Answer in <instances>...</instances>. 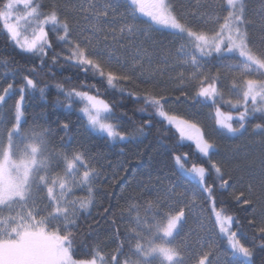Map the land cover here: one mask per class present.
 Masks as SVG:
<instances>
[{
	"label": "snow or ice",
	"instance_id": "obj_1",
	"mask_svg": "<svg viewBox=\"0 0 264 264\" xmlns=\"http://www.w3.org/2000/svg\"><path fill=\"white\" fill-rule=\"evenodd\" d=\"M250 2L0 0V20L9 39L39 61L26 68L29 74L21 72L16 83L17 68L4 58L13 79L0 89V105L17 93L18 99L10 127L0 121V264H244L228 260L241 256L255 264L256 250H264V0L252 9ZM162 29L171 30V39L162 38ZM29 30L30 36L22 38ZM45 66L53 76V66L83 75L77 84L70 83L71 76L54 84V106L77 108L79 102L86 117L83 127L105 134L106 144L142 143L159 117L158 123L174 126L177 145L193 142L205 162L169 149L161 137L164 162L173 171L153 175L150 165L134 177L136 191L124 197L118 213H111L110 234L85 241L81 220L92 221L89 233L98 223L92 209L102 204L99 192L111 161L102 163V154L82 140L73 146L77 136L70 120L58 121L57 131L35 121L24 126L27 97L35 92L46 96L48 85L36 78ZM116 88L120 102L129 97L142 101L136 110L148 118L125 126L127 113L121 109L117 114L118 101L101 98ZM225 94L235 99L225 100ZM170 100L194 109L210 100L214 135L194 119L171 114L166 108ZM218 101L235 111L223 113ZM235 140L241 143H225ZM126 165L115 166L108 187L127 171ZM189 176L198 180L202 192L184 184ZM225 189H231L228 195L238 205L251 209L246 217L253 229L251 244L240 238L245 223L219 199ZM77 191L85 195L77 196ZM193 208L201 223L194 242L191 229L185 231ZM109 212L104 207L96 215ZM221 235L228 246L224 250L218 243ZM108 242L115 246L105 250Z\"/></svg>",
	"mask_w": 264,
	"mask_h": 264
},
{
	"label": "trees",
	"instance_id": "obj_2",
	"mask_svg": "<svg viewBox=\"0 0 264 264\" xmlns=\"http://www.w3.org/2000/svg\"><path fill=\"white\" fill-rule=\"evenodd\" d=\"M190 2L194 5V0H190ZM259 0H251L250 9L257 7ZM226 14V13H223ZM141 19H147L141 17ZM223 23V21H220ZM171 30L162 29L161 35L164 40L171 39L169 32ZM259 33H257V36ZM49 39L53 41L54 44H58L56 41V34L49 32ZM59 50V49H57ZM51 55V50L49 52ZM9 57L12 60V67L17 68L16 74V83H20V73L29 74L26 71L27 67H31L33 63H38V58L33 57L31 53L24 52L19 49L8 37L7 31L3 28V21L0 20V89L3 86H6L8 82L12 81V75L7 71V68L4 64V58ZM215 63V62H214ZM215 71V68H213ZM51 72L55 73V76L49 74V69L45 66L42 69L38 70V78L43 84H47L48 87L46 89V96L41 97L38 92L32 93L27 97L25 103V113L27 123L24 125L25 127L30 126L34 121L38 124L44 126H51L54 131L56 129V123L61 120H70L72 122V132L77 136V139H72L71 143L73 146L79 141L82 140L87 146L91 149L93 153H101L103 156L102 163L106 161H111V166H108L109 177H106L103 181V186L100 189L99 195L102 200V204L98 207L92 209L93 218L98 221V223L92 225L91 233L88 232V224H90L91 220H81V229L84 232V240L87 242H92L96 238L103 239L108 236L111 232V213L117 212L121 205L124 204V197H127L130 193L136 191V185L134 181V177L138 174L146 171L151 165V169L153 175H161L163 176L165 173H171L173 171L170 163L164 162V149L160 148V138L163 137L165 141H167V147L169 149L176 148L179 152H189L190 157L193 161L197 163H204L205 158L202 157L198 152L194 151V143L191 141H181L179 145H177L176 140L178 137V133L176 132L173 125H168L165 121L163 124L158 123L161 118L156 117L154 120V127L152 128V135L148 137V139L143 140L142 143H121L118 146H113L116 142H110L108 144L105 143L102 138L105 134L89 132L83 127L84 121L86 117L84 114L79 111V105L77 108H62L58 105L54 106V101L57 97L58 90L54 87L56 82H64L65 77H72L71 84L79 83V80L84 79L81 74L79 77L76 74L75 69L62 70L55 66L51 68ZM97 83H102L97 81ZM131 87V86H129ZM125 96L127 94L125 93ZM102 98L105 99H115L118 101L117 104V114H120L121 109H123L127 115L122 117V123L131 127L133 123L139 124L143 119H147L148 117L138 112L136 109L143 106V102L137 103L134 97L126 98L123 102H120V93L118 88L109 89L106 96ZM235 99V97H229L225 94L224 99ZM18 99V93L16 95H11L6 99V102L0 105V121H3L6 126L10 127V124L13 120L14 109L13 105L15 100ZM221 106V111L223 113H228L230 111L234 112V109H231L228 105L224 104L222 101H218ZM167 109H172L171 114H175L177 116H181L186 119H194L195 122L200 123L205 127V131L211 135H214L212 125L215 117V109L212 107V102L210 100H203L202 104L196 105V109L199 110V115H194L193 113L196 111L192 107L191 104L181 101L179 104H176L174 101H169L166 106ZM255 122V121H254ZM159 129V131H158ZM77 130H79L77 132ZM166 133V134H165ZM62 131H59V135H63ZM70 138L66 137V141ZM228 144L233 143H241L240 140L228 141L225 142ZM57 146H59L60 142L56 141ZM123 148L124 152L122 153L120 149ZM221 152L224 151V147L222 145ZM137 153H141V156H137ZM164 153V155H162ZM127 161V171L120 172V179L117 183L111 187H108L109 179L111 178V173L115 170V166L120 165L121 163ZM184 184L193 192H202L200 188L199 182L195 177H186L184 179ZM236 188L239 190L240 185H236ZM123 190V192H122ZM231 189L221 190L218 193L219 199L223 201L224 205L227 208L228 213H234L239 219H241L245 223V227L240 232V238L246 244H251L253 229L246 224V217L249 216L251 209L245 210L244 206L238 205L228 193ZM110 192L111 196L107 195ZM77 196L85 195V193L77 191L75 193ZM104 207H110V212L108 214H104L101 216H97V212H103ZM219 209V205H218ZM197 208L192 209V215L189 216V222L185 225V231L191 229V234L189 239L193 242L196 241L200 235L201 231V223L200 217L197 214ZM217 232L219 231L217 226ZM235 230V227H234ZM218 243L220 244L221 250L227 249L228 246L224 241V237L221 235L218 238ZM115 246L114 242H108L105 245V250H109ZM230 250V249H229ZM236 259L239 261H244V264H247L245 258L241 257H229L228 260ZM255 264H264V250L257 249L254 256ZM215 264V261H214Z\"/></svg>",
	"mask_w": 264,
	"mask_h": 264
},
{
	"label": "rangeland",
	"instance_id": "obj_3",
	"mask_svg": "<svg viewBox=\"0 0 264 264\" xmlns=\"http://www.w3.org/2000/svg\"><path fill=\"white\" fill-rule=\"evenodd\" d=\"M18 11L21 12V13H23L24 9H23V6H22V5L19 7ZM142 17H143V16H142ZM144 18H147V17H144ZM21 23L23 24V21H21ZM23 36H30V30H29L27 33H23V34H22V38H23ZM101 98H102V97H101ZM174 115H175V114H174ZM179 117H181V116H179ZM182 118H183V117H182ZM185 119H186V118H185Z\"/></svg>",
	"mask_w": 264,
	"mask_h": 264
}]
</instances>
